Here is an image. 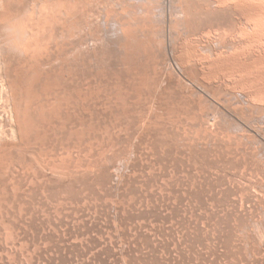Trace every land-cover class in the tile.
Segmentation results:
<instances>
[{"label": "rangeland", "instance_id": "1", "mask_svg": "<svg viewBox=\"0 0 264 264\" xmlns=\"http://www.w3.org/2000/svg\"><path fill=\"white\" fill-rule=\"evenodd\" d=\"M11 1L54 18L1 45L0 264H264L263 4Z\"/></svg>", "mask_w": 264, "mask_h": 264}, {"label": "bare ground", "instance_id": "2", "mask_svg": "<svg viewBox=\"0 0 264 264\" xmlns=\"http://www.w3.org/2000/svg\"><path fill=\"white\" fill-rule=\"evenodd\" d=\"M10 1V0H9ZM13 2H14V4H15V10H16V12L18 11V5H19V1L20 0H12ZM11 1V2H12ZM24 1V0H23ZM34 1V0H33ZM51 1V0H50ZM49 1V2H50ZM54 1V0H53ZM53 1H52V3H53ZM57 1V0H56ZM74 1V0H73ZM89 1V0H88ZM135 1H138L139 2V0H135ZM141 1V0H140ZM158 1V0H157ZM163 1H165V0H163ZM216 1H218V0H216ZM226 1V0H225ZM228 1V0H227ZM226 1V2H227ZM234 1V0H233ZM236 1V0H235ZM241 1H243V0H241ZM247 1V0H246ZM261 0H257V2L254 0L253 2H256V3H262L263 4V6H264V3L261 1ZM4 2V1H3ZM39 2V1H38ZM47 2H48V0H47ZM58 2V1H57ZM63 2V1H62ZM66 2H68V1H66ZM80 2H81V0H80ZM115 2V1H114ZM137 2V3H138ZM142 2H146V0H144V1H142ZM169 2V1H168ZM170 2H171V0H170ZM231 2H232V0H231ZM34 3H36L35 1H34ZM33 3V4H34ZM40 3V2H39ZM42 3V2H41ZM43 3H45V2H43ZM42 3V4H43ZM60 3V2H59ZM95 3V2H94ZM113 3V2H112ZM162 3V2H161ZM164 3V2H163ZM227 3H229V1L227 2ZM243 3H245V2H243ZM251 3V2H250ZM13 4V3H12ZM22 4V3H21ZM32 4V5H33ZM41 4V6L43 7V5ZM46 5H47V3H45ZM57 4V3H56ZM91 4H93V3H91ZM131 4V3H130ZM130 4H128V5H130ZM147 4V3H146ZM154 4V3H153ZM152 4V5H153ZM155 4H157L156 2H155ZM160 4V3H159ZM214 4V3H213ZM217 3H215L214 5H216ZM221 4H222V7L224 6L223 5V1H221ZM221 4H219V6L221 5ZM230 4H232V3H230ZM229 4V5H230ZM239 4V3H238ZM241 4H242V2H241ZM70 5V4H69ZM111 5V4H110ZM123 5H124V3H123ZM126 5V4H125ZM138 5H139V3H138ZM145 5V4H144ZM158 5V4H157ZM163 5V4H162ZM226 6H227V4H225ZM228 5V6H229ZM252 5V4H251ZM0 6H1V4H0ZM13 6V5H12ZM40 6V7H41ZM50 6H51V4H50ZM59 6V5H58ZM57 6V7H58ZM61 6V5H60ZM64 6V5H63ZM90 6V5H89ZM94 6V5H93ZM105 6V5H104ZM108 6V5H107ZM170 6V5H169ZM168 6V7H169ZM240 6V5H239ZM247 6V5H246ZM262 6V5H261ZM262 6V7H263ZM32 7V6H31ZM39 7V6H38ZM42 7H41V9H42ZM46 7V6H45ZM48 7V6H47ZM54 7V6H53ZM72 7V6H71ZM92 7V6H91ZM117 7H120V6H117ZM124 7V6H123ZM145 7H147V6H145ZM151 7V6H150ZM216 7H218V6H216ZM252 7V6H251ZM250 7V8H251ZM262 7H260V8H262ZM1 8H2V6H1ZM29 7L27 6V8H24V12H25V14H26V11H28L27 9H28ZM44 8V7H43ZM74 8V7H73ZM130 8V7H129ZM161 8H163V7H161ZM160 8V9H161ZM164 8H166V6L164 7ZM163 8V9H164ZM219 8V7H218ZM217 8V9H218ZM230 8V7H229ZM228 8V9H229ZM233 8V7H232ZM232 8H230L231 10H232ZM245 8V7H244ZM244 8H242V6H241V9H244ZM254 8V7H253ZM256 8H257V6H256ZM255 8V9H256ZM264 8V7H263ZM3 9V8H2ZM30 9H32V8H30ZM29 9V10H30ZM35 9H36V7H35ZM55 8H53V10H54ZM60 9V8H59ZM90 9V8H89ZM128 9V8H127ZM133 9H134V7H133ZM149 9V8H148ZM170 9V8H169ZM216 9V10H217ZM221 9H223V8H221ZM226 9V8H225ZM258 9V8H257ZM6 10H8V9H6ZM5 10V11H6ZM39 10V8L37 9V10H35L34 12H37ZM44 12L46 13H48V11H50V10H46L45 8H44ZM61 10H63V8L62 9H60V11ZM86 10H87V8H86ZM90 10H92V9H90ZM125 10H126V8H125ZM125 10H123V11H125ZM138 10H140V9H138ZM142 10V9H141ZM151 10V9H150ZM155 10H157V8L155 9ZM159 10V9H158ZM165 10V9H164ZM171 10V9H170ZM247 10V9H246ZM260 10V9H259ZM31 11H33V10H31ZM41 11V10H40ZM39 11V12H40ZM52 11V10H51ZM64 11V10H63ZM82 11V10H81ZM113 11V10H112ZM112 11H111V13H112ZM129 10H127V12H128ZM131 11V10H130ZM136 11V10H135ZM147 11V10H146ZM149 11V10H148ZM161 10H159V12H160ZM250 11V10H249ZM4 12V11H3ZM43 12V11H42ZM41 12V13H42ZM83 12V11H82ZM140 13V11H137V13ZM144 12V11H143ZM162 12V11H161ZM165 12V11H164ZM243 12H246L247 13V11H243ZM251 12V11H250ZM263 12V11H262ZM2 13V12H1ZM30 13V12H29ZM51 13H53V12H51ZM55 13V12H54ZM64 13V12H63ZM66 13V12H65ZM92 13V12H91ZM129 13H133V11H131V12H129ZM128 13V14H129ZM157 13H158V11H157ZM157 13H156V15H157ZM252 13H254V11L252 12ZM259 13H261V11H259ZM61 14V13H60ZM67 14V13H66ZM72 14V13H71ZM70 14V15H71ZM75 14V13H74ZM87 14V13H86ZM142 14V13H141ZM140 14V15H141ZM149 14V13H148ZM147 14V15H148ZM159 14V13H158ZM161 14V13H160ZM242 14V13H241ZM256 14H257V12H256ZM262 14H264V13H262ZM17 15V14H16ZM23 15V14H22ZM29 15H31V14H27V16L29 17ZM32 15H34V14H32ZM35 15H37V14H35ZM57 15V14H56ZM79 15V14H78ZM81 15H82V13H81ZM89 15V14H88ZM91 15V14H90ZM109 15V14H108ZM112 15V14H111ZM131 15V14H130ZM134 15V14H133ZM145 15V14H144ZM144 15H143V18H144ZM247 15V17H248V14H246ZM252 15V14H251ZM259 15H261V14H259ZM38 17H36V18H34V17H30V19L26 22H23V21H21L20 19L18 20L17 18H13V21L11 20L10 22H8V23H5L3 26H1V27H3L1 30V32H3V34H0V47L2 48V44L3 43H5L6 44V46L8 47V49L10 48H13V50L15 49V52L13 51V53L15 54L16 53V50L17 51H19V50H24V51H35V49L37 48V46H38V42L40 41V40H43V38H44V33H46L45 32V29H46V27H48V25L50 24V22H51V20L54 18V17H52V16H49V14H47V15H44L43 17H41L42 16V14H40V15H37ZM72 16H74V15H72ZM75 16H77V15H75ZM85 16H87V15H85ZM114 16V15H113ZM135 16V15H134ZM159 16V15H158ZM163 17H164V15H162ZM165 16H166V14H165ZM243 16V15H242ZM245 16V15H244ZM1 17V16H0ZM11 17V16H10ZM27 17V18H28ZM57 17V16H56ZM161 17V16H160ZM159 17V18H160ZM252 17V16H251ZM256 17H258V16H255L254 18H256ZM262 17V16H261ZM260 16H259V18H261ZM264 17V16H263ZM2 18V17H1ZM18 18H20V17H18ZM59 18V17H58ZM77 18H78V16H77ZM84 18V17H83ZM138 18V17H137ZM140 18H141V16H140ZM140 18H138V19H140ZM142 18V19H143ZM146 18V17H145ZM155 18H157V17H155ZM8 19H10V18H8ZM61 19V18H60ZM79 19H81V18H79ZM108 19V18H107ZM133 19V18H132ZM243 19V18H242ZM6 20V19H5ZM70 20H72V18L70 17ZM74 21L76 20V19H73ZM134 20H136V17L134 18ZM141 20V19H140ZM164 20H165V18H164ZM250 20V19H249ZM248 20V21H249ZM254 20V19H253ZM257 20V19H256ZM53 21V20H52ZM56 21V20H55ZM73 21V22H74ZM244 21H246V20H244ZM243 21V22H244ZM258 21H259V19H258ZM264 21V20H263ZM3 22H5V21H3ZM60 22V21H59ZM63 22V21H62ZM64 22H66V21H64ZM76 22H77V20H76ZM114 22V21H113ZM157 22H160V21H157ZM161 22H163V21H161ZM253 22H255V21H253ZM252 22V23H253ZM53 23V22H52ZM67 24H68V21L66 22ZM72 23V22H71ZM71 23H70V25H71ZM122 23V22H121ZM120 23V24H121ZM246 23V22H245ZM248 23V22H247ZM258 23V22H257ZM264 23V22H263ZM262 23V24H263ZM2 24V23H1ZM119 24V25H120ZM125 24V23H124ZM131 24V23H130ZM133 24V23H132ZM240 24H241V22H240ZM249 24V23H248ZM251 24V23H250ZM259 24V23H258ZM54 25H56V23L54 24ZM165 25V24H164ZM163 25V26H164ZM251 25H253V24H251ZM255 25H257L256 24V22H255V24L253 25V26H255ZM261 25V24H260ZM259 25V26H260ZM50 26H52V25H50ZM69 25H67V27H68ZM72 26H73V24H72ZM118 26V25H117ZM117 26H115L116 28H117ZM124 26V25H123ZM130 26V25H129ZM128 26V27H129ZM162 26V25H161ZM250 26V25H249ZM258 25H257V27H259ZM53 27V26H52ZM61 27V26H60ZM59 27V28H60ZM63 27V26H62ZM128 27H127V29H128ZM160 27V26H159ZM238 27H240V26H238ZM242 27V26H241ZM251 27V26H250ZM262 27V26H261ZM125 28H126V26H125ZM124 28V29H125ZM247 28V27H246ZM160 29V28H159ZM238 29H240V28H238ZM251 29V28H250ZM254 29V28H253ZM252 29V30H253ZM264 29V28H263ZM4 30V31H3ZM57 30V29H56ZM67 30V29H66ZM126 30V29H125ZM247 30H248V28H247ZM255 30H257L256 29V27H255ZM240 31V30H239ZM238 30H237V32H239ZM261 31V30H260ZM259 31V32H260ZM51 32V31H50ZM243 32V31H242ZM244 32H246V31H244ZM252 32V31H251ZM251 32H249L250 34H251ZM53 33V32H52ZM256 33V32H255ZM248 34V33H247ZM246 34V35H247ZM253 34H254V32H253ZM260 35H259V37L261 36V34H262V31H261V33H259ZM49 35V34H48ZM52 35V34H51ZM232 35V34H231ZM238 35H239V33H238ZM264 35V34H263ZM242 36H244V35H242ZM250 36V35H249ZM248 36V37H249ZM251 36H253L252 34H251ZM54 37V36H53ZM241 37V36H240ZM246 37V36H245ZM255 37V36H254ZM261 37H263V36H261ZM47 38V37H46ZM250 39L252 38V37H249ZM248 38V39H249ZM257 38H258V36H257ZM48 39V38H47ZM241 39V38H240ZM243 39V38H242ZM260 39H262L263 40V38H259V40ZM258 40V41H259ZM52 41V40H51ZM254 41V40H253ZM253 41H252V43H253ZM257 41V40H256ZM264 41V40H263ZM263 41H261V42H263ZM43 42H44V40H43ZM48 42V41H47ZM54 42V41H53ZM251 42V41H250ZM44 43H46V42H44ZM55 43V42H54ZM231 43V42H230ZM235 42H233L232 44H234ZM245 43V42H244ZM255 44H256V42H254ZM258 43V42H257ZM260 43V42H259ZM48 44V43H47ZM246 44V43H245ZM261 44V43H260ZM259 44V45H260ZM40 45V44H39ZM249 45V44H248ZM45 46H47V45H45ZM230 46H232V45H230ZM243 46V45H242ZM251 46V45H250ZM249 46V47H250ZM252 46H253V44H252ZM44 47V46H43ZM42 47V48H43ZM236 47V46H235ZM234 47V48H235ZM238 47V46H237ZM236 47V48H237ZM241 47V46H240ZM240 47H238L239 49H240ZM255 47V46H254ZM259 47H261V46H259ZM0 48V49H1ZM3 48H4V45H3ZM2 48V49H3ZM0 50V52H2V51H5L4 49L3 50ZM41 49V48H40ZM231 49V48H230ZM238 49V50H239ZM246 49H248V48H246ZM250 49V48H249ZM254 49V48H253ZM262 49V48H261ZM38 50V49H37ZM45 50H46V48H45ZM44 50V51H45ZM234 50V49H233ZM236 50V49H235ZM242 50V49H241ZM243 50H245V49H243ZM260 50V49H259ZM263 50H264V47H263ZM9 51V50H8ZM43 51V50H42ZM49 51V50H48ZM227 51V50H226ZM12 52V51H11ZM11 52H9V53H11ZM222 52V51H221ZM232 52V51H231ZM255 52H256V49H255ZM7 53V52H6ZM12 53V54H13ZM18 53H21V51H19ZM18 53H17V55H18ZM24 53V52H23ZM29 53V52H28ZM28 53H26L27 55H29ZM228 53H230V52H228ZM238 53V52H237ZM248 53V52H247ZM263 53V52H262ZM2 53H0V65L1 64H3V59H2V55H1ZM26 54H25V56H26ZM40 54V53H39ZM223 54V53H222ZM227 54V53H226ZM233 54V53H232ZM241 54V53H240ZM245 54V53H244ZM23 55V54H22ZM21 54H20V56H22ZM229 55V54H228ZM234 55H236V54H234ZM237 55H239V54H237ZM242 55V54H241ZM247 55H249V54H247ZM250 55H251V53H250ZM2 56V57H1ZM8 56H9V54H8ZM35 56H36V53H35ZM222 56V55H221ZM226 56V55H225ZM230 56V55H229ZM232 56V55H231ZM31 57V56H30ZM39 57V56H38ZM228 57V56H227ZM234 57V56H233ZM242 57V56H241ZM13 58H14V55H13ZM12 58V59H13ZM21 58V57H20ZM34 58V57H33ZM220 58V57H219ZM229 58V57H228ZM243 59V58H242ZM244 59H245V57H244ZM29 60V59H28ZM35 60H36V58H35ZM19 61V60H18ZM31 61V60H30ZM27 62V61H26ZM237 62V61H236ZM244 63V62H243ZM19 64V63H18ZM31 65H32V63H30ZM5 65V64H4ZM4 65H3V67H4ZM25 65V64H24ZM34 65V64H33ZM30 66V65H29ZM2 67V68H3ZM5 68V67H4ZM2 73V72H1ZM0 73V74H1ZM5 72H4V69H3V74H4ZM2 74V75H3ZM1 77V76H0ZM4 77V76H3ZM6 78V77H5ZM1 80L2 81H4L5 82V80L1 77ZM1 80H0V83H2L1 82ZM4 82L2 83V85L4 84ZM6 82H7V80H6ZM5 84H7L8 85V83H5ZM6 85V86H7ZM4 86V85H3ZM2 86V87H3ZM5 86V88H7ZM1 87V88H2ZM5 88H3V89H5ZM2 90V89H1ZM6 90H8V89H5V90H3V91H6ZM0 93H4V92H0ZM6 93V92H5ZM7 94V93H6ZM0 95H2V94H0ZM9 96V94L7 95V97ZM10 97V96H9ZM11 100V99H10ZM8 102H10V101H8ZM8 104H10V103H8ZM14 104V103H13ZM13 106V105H12ZM6 108L7 107H5V110H6ZM8 108H10V106H8ZM7 108V109H8ZM4 110V109H3ZM12 110H13V108H12ZM6 111H8V110H6ZM4 112V111H3ZM9 112V111H8ZM8 112H7V115H8ZM13 112V111H12ZM6 113V112H5ZM10 113H11V110H10ZM3 114V113H2ZM15 114V113H14ZM11 115H13L12 113H11ZM11 115H8V116H11ZM8 116H6V120L7 121H9L8 120ZM2 116H0V118H1ZM3 117H4V114H3ZM2 117V118H3ZM1 118V119H2ZM11 118V117H10ZM9 118V119H10ZM3 119H5V117L3 118ZM12 119V118H11ZM5 120V121H6ZM13 120V119H12ZM3 122V121H2ZM14 122H15V120H14ZM0 124H2V123H0ZM6 123L5 122H3V124L2 125H5ZM8 125V124H7ZM6 127V126H5Z\"/></svg>", "mask_w": 264, "mask_h": 264}]
</instances>
